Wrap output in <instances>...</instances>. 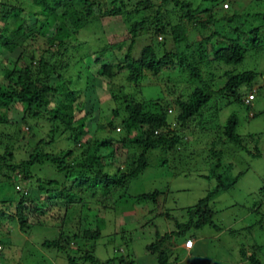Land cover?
I'll list each match as a JSON object with an SVG mask.
<instances>
[{
	"label": "trees",
	"instance_id": "1",
	"mask_svg": "<svg viewBox=\"0 0 264 264\" xmlns=\"http://www.w3.org/2000/svg\"><path fill=\"white\" fill-rule=\"evenodd\" d=\"M169 1L181 12L177 23H170L163 10ZM209 1L213 3L210 7L198 8L184 0H160L156 4L152 0H137L130 7L127 0H0V124L18 125L28 118H43L63 125L68 132L61 139L72 142L70 147L66 145L59 150L62 154L39 151V146H35L28 158L17 164H5V155H0V169L5 165L15 174L7 177L16 178H13V186L20 194L17 200L0 202L8 205L0 210V219H6L9 228L13 229L17 224L20 231L30 233L36 226L46 224L53 235L41 240L42 247L66 252L65 258L70 264L95 262L93 249L95 240L101 235V217L97 209L89 213L90 201L86 195L97 196L100 204L109 198L111 209L118 202L130 199L127 194V199L116 196V192L124 189L129 179L137 177L148 166L147 153L153 149L171 150L181 140L180 130L171 127L166 118L171 105L177 108L175 117L179 128L184 129L189 127V121L201 114L213 94L221 95L225 100L238 99L239 89L256 77L253 70L225 71L226 81L215 92L209 85L193 86L186 99H183L185 90L173 92L178 94L163 104L153 99L148 102L134 100L122 93L119 84L111 81L118 71H122L126 72L129 81L139 85L145 76L157 77L165 69L174 68L185 71L189 79L201 80V64L240 63L248 46L257 45L258 29L250 25L243 28L242 23L233 25L237 16L227 14V2L226 7H218L221 14L217 16L213 5L219 0ZM94 11L103 16L129 19L139 15L140 18L130 22L129 36L117 41L116 47L104 46L95 51L93 57L75 56L79 45L77 33ZM202 15L203 19H199ZM255 15L264 21V14ZM150 27L155 37H149L139 52L133 54L136 36ZM165 34L182 49L166 48L161 41L162 50L158 52L153 41L157 35L160 38ZM41 38L44 41L40 50L36 44ZM124 38L128 39L125 52L118 59H112ZM23 59L27 62L21 69L18 63ZM101 95L109 98L101 99ZM119 98L124 100L125 115L118 116L117 106H110L112 119L108 132L103 136L90 134V123L95 120L93 114L106 117L108 102ZM15 103L19 104L20 110L14 108ZM151 106L156 110L146 109ZM15 110L19 115L17 119L10 115ZM81 112L83 114H79ZM236 124V117L230 115L222 133L225 140L240 144L242 137L235 131ZM96 125L97 130L103 128L97 122ZM142 126L146 127L142 135L130 138V130ZM53 142L51 139L45 144ZM81 143H84L82 151L75 152ZM6 153L11 156L10 152ZM43 162L53 165L63 176L36 177L37 185L27 189L17 184L20 173H23L24 182L30 181L34 175L31 167ZM159 193L154 190L133 197L155 200ZM105 209V205L99 207L101 212ZM184 211L187 213L185 220L174 222L169 231L146 245L156 264H172V252L181 250L179 247L170 250L172 237L180 238L176 243L185 241L189 238L184 233L190 229L213 224L212 210L206 206L205 198ZM161 214L170 218L166 211ZM28 215L32 216V222L28 221ZM86 241L91 243L86 245ZM70 242H74V246L71 247ZM185 253L187 255L188 250ZM242 253L245 254L244 249ZM247 256L250 264H260L254 252Z\"/></svg>",
	"mask_w": 264,
	"mask_h": 264
},
{
	"label": "rangeland",
	"instance_id": "2",
	"mask_svg": "<svg viewBox=\"0 0 264 264\" xmlns=\"http://www.w3.org/2000/svg\"><path fill=\"white\" fill-rule=\"evenodd\" d=\"M127 1L130 7L137 0ZM152 1L155 4L160 2ZM184 1L198 8L210 7L213 4L209 0ZM226 2L227 14L237 16L232 21L233 25L242 23L243 28L250 25L258 29L257 45L248 46L240 63L225 64L215 61L207 65L201 64V80L189 79L185 71L174 68L165 69L157 77L145 76L139 85L129 81L126 72L122 71H118L111 81L119 84L122 93L130 95L134 100L148 102L153 99L163 104L178 94L173 92L185 90L183 99H186V94L193 86L209 85L215 92L226 81L225 71L238 73L253 70L256 77L250 84L239 89L238 99L225 100L221 95L213 94L201 114L189 121L187 128H179L175 117L177 108L174 105L170 106L171 111L166 114V118L171 127L180 130L178 131L181 134L180 142L171 150L153 149L147 153L148 166L137 177L129 179L124 189L116 192V196L120 195L127 199L129 198L125 196L127 194L131 196L130 199L118 202L114 209L109 207V198H105L100 204L97 196L91 198L86 195L87 201H90L89 213H94L96 209L100 213L101 235L95 240L93 249L95 262L76 261L75 264H155L148 261L155 258L147 252L146 245L165 231H169L170 227L175 225L174 222L185 220L187 213L184 210L194 206L202 198H205L206 206L212 210L213 224H206L184 233L186 236L203 238V246L196 256L188 257L185 251L175 250L172 255L170 254L171 257L174 255L172 264H250L247 255L252 252L260 264H264V21L261 16L255 15L264 14V0H219L213 5L216 6L214 13L217 16L221 14L218 7L220 5L224 7L223 4ZM164 9L170 23H177L181 12L174 7L172 1H169ZM203 17L202 15L199 19ZM139 18V15H132L129 19L124 16H103L94 11L93 16L87 17L84 27L77 33L79 45L75 56L93 57L94 52L104 46L116 47L117 41L129 36L127 31L130 22ZM151 29L152 27L136 36L133 54L139 52L149 41V37L152 39L155 37ZM189 40H192V37ZM42 41L44 38L38 40L36 44L40 50L43 48ZM161 41L166 48L176 51L182 49L181 45H174L165 34L160 35V38L157 35L153 41L158 52L162 50ZM127 43L128 39L124 38L116 57L112 59H118L117 57L125 52ZM40 50L36 53L38 54ZM26 62L27 60L23 59L18 63L21 69ZM32 63L33 66L36 65L35 60ZM249 93H253L254 97L248 104L243 100ZM106 98L109 97L101 95V99L107 100ZM150 104L151 101L148 105ZM113 105L117 106L118 116L125 115L122 98L108 102L105 108V111L108 110V113H105L108 114L106 117L96 114L92 117L103 128L97 130L96 122L92 120L94 123H90V134L103 136L108 132L112 119L109 107ZM14 108L20 110L19 104L15 103ZM146 109L156 110L153 106ZM17 110L10 113L13 119L19 116ZM230 115L237 119L235 131L242 137L240 144L224 139L222 128ZM145 128L142 126L130 130V138L140 137ZM116 129L118 130V127ZM67 132L58 122H48L43 118H28L25 123L18 125L1 123L0 155H5V164H17L27 159L35 146H39V151L62 154L59 150L72 144L61 139ZM51 139L55 142L46 145L45 142ZM82 144L84 145L79 144L75 152L82 151ZM6 152H10L11 156ZM31 171L34 175L27 182H24L23 173H20V179L18 177L17 180L20 187L27 189L37 185L36 177L44 179L63 176L48 162L33 165ZM7 175L15 174L4 165L0 169V202L17 200L20 195L16 192V186H13L16 178H8ZM154 190L160 192L155 200L151 198L137 200L133 197ZM102 205H105L106 209L101 212L99 207ZM7 207L6 203L0 204V210ZM165 211L170 218L166 219L161 214ZM2 219L0 264H70L65 258L66 252L46 249L40 245L43 238L53 235L46 224L36 226L29 233L20 231L17 224H14V230L9 228V222ZM28 221H33L32 216L28 215ZM34 221L37 222V218L34 217ZM178 239L180 238L176 237V240ZM173 240L175 237L169 241ZM73 243L70 242L71 247L74 246ZM77 243L79 245V241ZM82 243L80 245L84 246ZM88 243L91 242L86 241V245ZM170 247L172 251L175 244L171 243ZM242 249L245 254L242 253Z\"/></svg>",
	"mask_w": 264,
	"mask_h": 264
},
{
	"label": "crops",
	"instance_id": "3",
	"mask_svg": "<svg viewBox=\"0 0 264 264\" xmlns=\"http://www.w3.org/2000/svg\"><path fill=\"white\" fill-rule=\"evenodd\" d=\"M193 236H187V238L193 239L192 247H191V249L188 250V253H187L188 257L189 256H196L198 254V252L200 251L201 246H203V242H204L203 238L193 237ZM172 243L175 244V247H179V248H181V250L186 251L184 248V245H183L184 240L179 241L178 243H176V240H173ZM148 261H152L156 264L155 259H150Z\"/></svg>",
	"mask_w": 264,
	"mask_h": 264
},
{
	"label": "built area",
	"instance_id": "4",
	"mask_svg": "<svg viewBox=\"0 0 264 264\" xmlns=\"http://www.w3.org/2000/svg\"><path fill=\"white\" fill-rule=\"evenodd\" d=\"M223 5H224V7H226V6H227V3H224ZM251 99H253V93H249V94L247 95V97H245L244 102L247 103V102H249ZM191 245H192V240H191V239H187V240H185V242H184V246H185L186 248H190Z\"/></svg>",
	"mask_w": 264,
	"mask_h": 264
},
{
	"label": "clouds",
	"instance_id": "5",
	"mask_svg": "<svg viewBox=\"0 0 264 264\" xmlns=\"http://www.w3.org/2000/svg\"><path fill=\"white\" fill-rule=\"evenodd\" d=\"M158 38H159V37H158ZM253 97H254V95H253ZM244 99H245V98H244ZM251 100H252V99H251ZM251 100H250V101H251ZM243 101H244V100H243ZM250 101H249V102H250ZM249 102H247V103H249ZM189 239H191V240H192V244H193V239H192V238H189ZM184 242H185V241H184ZM183 245H184V243H183ZM191 247H192V245H191ZM191 247H190V248H186V247L184 246V248H185L186 250H189V249H191Z\"/></svg>",
	"mask_w": 264,
	"mask_h": 264
}]
</instances>
